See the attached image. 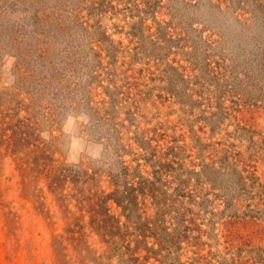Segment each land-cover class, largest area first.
Segmentation results:
<instances>
[{
	"label": "rangeland",
	"instance_id": "obj_1",
	"mask_svg": "<svg viewBox=\"0 0 264 264\" xmlns=\"http://www.w3.org/2000/svg\"><path fill=\"white\" fill-rule=\"evenodd\" d=\"M151 145L172 197L146 215L191 232L167 262L264 264V0H0V264H70L77 192L149 176ZM84 218V264H121Z\"/></svg>",
	"mask_w": 264,
	"mask_h": 264
},
{
	"label": "trees",
	"instance_id": "obj_2",
	"mask_svg": "<svg viewBox=\"0 0 264 264\" xmlns=\"http://www.w3.org/2000/svg\"><path fill=\"white\" fill-rule=\"evenodd\" d=\"M146 147L147 148L143 146L142 148V150L145 151L144 156L148 155L150 157L148 160L143 159L145 166L148 163L150 166H153L154 169L153 172L151 171L149 173V176L144 172H140L139 168L138 172L131 174L132 172H130V168L126 166V168H124L125 171L114 176L112 183L113 188L108 193L104 192L103 195L99 194L97 200L93 199L96 201L95 204L91 203V198L84 197L81 191L77 192V195L81 196L83 199L80 200L77 198L79 205L81 206L80 211L88 212L89 214L84 216L81 215L79 217V225L77 228H69L66 230V235L63 240L68 241L73 248L70 264H84V260L81 258L83 252L85 253V251L88 252L93 250L92 247V250L89 247L91 246V234L89 230H85V227H82V222L85 220L84 217L87 216L90 218V224L98 221L100 224L104 225V229L110 225L109 222H114L115 225L112 224L104 233H100L98 230H91V232L103 237L104 241H106L107 237L111 238L117 235L119 241L124 239V241L127 242L125 245L113 248L114 251L110 252L113 257H115L117 253L121 255V258L119 259V263L121 264H145V260L151 259L156 260L160 264H166L167 255L164 254H167L168 250L173 248L172 255L176 256V253L182 248V243L188 242L191 238V232H188L189 229L186 228V226L181 227L184 223L183 220L180 225H174L175 227L173 230H170L169 226L166 224V215L172 214L166 212L167 206L159 205L161 208L156 213L157 217L162 216V219L159 221L154 220V218L150 219L147 216L148 212L145 208L146 205H143V201L144 204H146L147 200L151 199L153 206H155V202L159 204L161 203L158 197L162 200L165 199L164 197L166 196L167 201L170 202L172 195H170L167 190H164L162 176L163 173L172 169L173 166L170 162L169 154L167 160L166 157H164V147L157 148L158 151L153 145ZM169 150L173 151L174 148H165V152ZM49 160L50 156H45V154L42 153L35 158L34 163L37 164V167H39L41 171H43L44 168L48 167ZM140 166L142 167L141 164ZM49 175L51 176L50 173ZM60 180L61 178H56L53 181L59 183ZM51 184L54 183L51 181ZM177 193H175V195H178ZM83 201L88 205L84 204ZM112 204L115 206H112ZM115 210H120L119 215L115 213ZM122 219H124L125 222H121ZM140 241L143 242L141 243ZM133 243L136 244V248L137 246L140 248L144 244L143 249L147 250L151 256L149 257L147 254L143 259L135 257V255L130 256V250L132 249L131 245H133ZM109 250L110 247L108 248V251ZM122 250L128 251L127 255H129L131 259L124 262L126 253L121 252ZM93 252L96 253V250L94 249ZM177 259L178 258L171 259L173 264H175ZM167 263L170 264V262Z\"/></svg>",
	"mask_w": 264,
	"mask_h": 264
}]
</instances>
